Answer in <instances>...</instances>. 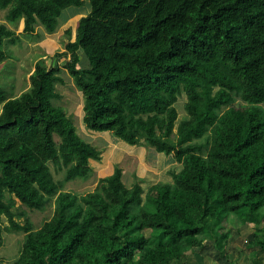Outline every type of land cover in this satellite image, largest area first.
<instances>
[{
  "label": "trees",
  "instance_id": "1",
  "mask_svg": "<svg viewBox=\"0 0 264 264\" xmlns=\"http://www.w3.org/2000/svg\"><path fill=\"white\" fill-rule=\"evenodd\" d=\"M84 2L0 0V11L23 20L30 36L38 25L55 32L63 9ZM90 2L76 39L50 64L37 60L27 89L14 96L0 85V216L25 232L15 264H188L187 253L207 241L226 256L230 222L245 220L264 249V0ZM20 41L0 24V62ZM63 67L83 93L86 127L173 154L182 167L172 183L145 191L115 166L91 191L65 188L90 179V159L102 151L54 103ZM58 160L62 181L50 168ZM17 202L39 211L53 204L54 213L34 228L17 220L26 214Z\"/></svg>",
  "mask_w": 264,
  "mask_h": 264
},
{
  "label": "rangeland",
  "instance_id": "2",
  "mask_svg": "<svg viewBox=\"0 0 264 264\" xmlns=\"http://www.w3.org/2000/svg\"><path fill=\"white\" fill-rule=\"evenodd\" d=\"M91 10V2L90 0H85L84 4L82 6L77 5H70L63 9L60 17L59 22L64 23V25L60 26V30L55 31V38L58 36L59 32L60 34V43L61 48H65L66 44L76 39V28H77V22L79 18L83 15H86ZM77 15H73L76 14ZM6 14L7 9L0 11V24L7 23V26L13 27V29L17 32L19 30V27L21 26V23L23 21H19L18 23H12L8 20H6ZM72 15V16H71ZM39 26V25H38ZM37 26L38 32L43 33L46 30L44 26ZM20 33L23 32L19 31ZM27 36L24 34V37ZM57 39V38H56ZM29 40V41H28ZM25 39L24 43L21 45L24 47L19 51L18 54L22 58L23 67L26 71L21 74L20 78L17 80L18 85H21V83L27 82V74L35 67L36 60H39L41 58L40 55H44L43 48L38 49L35 45V42L33 39ZM32 41V42H31ZM28 42H31L30 45L26 46ZM61 48H59L61 50ZM65 50V49H64ZM63 51V50H61ZM42 52V53H40ZM59 52V51H56ZM55 52V53H56ZM53 53V55L55 54ZM48 55V54H47ZM50 55V54H49ZM51 55V56H53ZM51 56H45L42 58H48V64L51 63V59H49ZM84 56V54H83ZM68 60V59H67ZM66 58H62V62H65ZM63 63H61V66ZM8 69L3 71L2 75H7L6 79L12 78V76L8 75ZM64 77L69 82L68 84H65L64 89L65 93L72 94L74 96V105L71 107L72 112V118L74 120V124L77 127L78 132L81 136L84 137V139L90 141L94 145H96L99 149H101V158L97 160H93V165H91L93 169V173L91 175V178L88 180H82V179H76L73 181H70L66 183L65 188L69 190H73L76 193L83 194L88 191H91L94 189L98 178L100 177L98 175L99 172L102 173V176L104 174V170L110 163H117L123 170H124V181L127 185H130L138 180L139 176L144 175L142 178V185H144L145 191L148 190L150 185L153 182H156L160 180L161 177L164 176V179L171 178L173 180V174L172 172L177 171L182 167V164L177 161V163H174V155L170 154L167 155L163 152H157L152 147L142 146V145H131L127 143L126 141L121 140L120 138L116 137L111 131H104V132H98L93 131L91 129H88L83 121V100H81L79 89L72 85V76L67 72V70H64L63 72ZM30 77V76H29ZM75 84V83H74ZM0 85L7 88L9 91H11V87L9 86L8 82L6 81V85L2 84L0 82ZM25 88V84L23 85ZM20 87H18L19 89ZM74 92V93H73ZM185 101H186V95L183 94L180 96L179 100L176 103L177 109L179 111V119H182L186 116V110H185ZM67 110V108H65ZM68 111V110H67ZM59 136H56V143H59ZM138 153L141 156V163L140 166L136 168L137 174L135 175L132 168H134L138 162L137 156L129 153V152ZM50 168L54 174V177L56 180L62 181L64 180V177L66 175V166H63L58 160L57 162H50ZM130 168V169H128ZM126 170V171H125ZM165 173V174H164ZM138 176V177H137ZM152 194L157 195L156 189L150 191ZM16 211H23L26 214L22 217H18L17 220L21 223H24L28 218L30 222H32L34 228H39L46 220L50 219L54 213V206L53 204H49V206L42 211L39 210H33L29 209L23 205H20V202H17V205L14 207ZM234 224V221L232 222ZM235 225V224H234ZM0 226L4 229V237L5 242L4 245L0 248V264H15L16 259L18 258L22 244L25 237V232H16L14 230H8L7 227L9 226V220L5 215L0 216ZM233 226V225H232Z\"/></svg>",
  "mask_w": 264,
  "mask_h": 264
},
{
  "label": "crops",
  "instance_id": "3",
  "mask_svg": "<svg viewBox=\"0 0 264 264\" xmlns=\"http://www.w3.org/2000/svg\"><path fill=\"white\" fill-rule=\"evenodd\" d=\"M73 15H77V13L73 14ZM65 22H63V23L59 22V25L57 28L58 31L60 30L59 27L64 25ZM6 25H8V24L6 23ZM39 26H41V25H39ZM10 28H13V27L10 26ZM22 30H24V21H23V23H21L19 30L16 32L17 35H19L21 37V41L19 43H16V44H10L8 46V49L11 51L10 57L8 59H6L5 61L0 62V82L2 84L6 85V81H7L9 86L11 87L10 95H14V96H18L23 90L27 89L30 86V77L29 76L33 72V70L35 69V67H33V69L27 74V82L21 83V85H18L17 80L20 78L21 74L24 73V71H26L25 68L23 67V64H22L23 60L19 56L20 54H18L19 51L24 47V45L23 46H21V45L24 43L25 39H27V40L33 39L35 42V45L38 49L43 48L42 49L43 52H47V53H43L44 55H40L41 58L45 57V56L46 57L51 56L56 51H61V50L64 51V49H65V48H61V43H60V40H61V38H60L61 34L60 33L61 32H59L58 36L56 37L57 39H56L55 38V35H56L55 32L49 33L46 30H44L45 32L40 33V32H38V30H36V34H32L30 36L27 35L24 37V32H22V33L19 32ZM71 41H74V40H71ZM31 42H28V44L25 45V47L30 45ZM59 48H61V50ZM40 53H42V52H40ZM82 57H83V61H84L85 58H84L83 54H82ZM66 59H69V58L67 57ZM59 63L60 64L63 63V65L65 64V62H62V60H60ZM83 65H85V63H83ZM7 69L9 70L8 75L12 76V78H10V79H6L7 73L5 75H2L3 74L2 72L7 70ZM64 70H67V69L65 67L62 68L61 74L63 77H64V75H63ZM67 72H68V70H67ZM64 79L66 81L65 84H68L69 82L67 81V79L65 77H64ZM71 81H72V85L75 86L73 77H72ZM24 84H25V88L23 87ZM65 84L57 85L56 91L61 94V97L56 98L54 100V103L56 105L63 106L65 108H67L68 114L72 116V112L70 109H71V107H73L75 100H74V96L72 94L67 95L65 93V90H66V89H64ZM18 87H20V88L18 89ZM78 91L80 92L81 100H83L82 91H80V90H78ZM83 103H84V100H83ZM0 111H1V107H0ZM55 135H57V134H55ZM55 135H54V139H55ZM55 141H56V139H55ZM59 142H61V137L59 139ZM129 153L137 156V158H138V162H137L136 166L131 169V170H133L134 174H137L138 172H137L136 168L138 167V165L140 166L141 156H140V154L134 153L132 151ZM93 160H97V159L91 158L90 159V165H93V162H92ZM174 163H177V160L174 159ZM115 166H119V165L117 163H110L106 167V169L104 170L103 176H102L101 172H99L98 175L100 177H104L106 175L112 174ZM128 169H130V168H128ZM140 176H139V178H140ZM164 176L165 175H163V177H161L160 180L153 182L150 185V187L154 184L159 183V182H169V183L173 182V180L170 177L167 179H164ZM141 177H144V175H142ZM97 182H98V180H97ZM96 185H97V183H96ZM150 187L148 188L147 191H149ZM156 192H157V190H156ZM152 195H154V194H152ZM154 196H156V195H154ZM234 224H232V222H230V224H229L231 234H230V236L226 242L225 249H224L226 256L221 254V252L215 247L213 242L207 241V244L205 246L195 247L193 250H191L187 253V263L188 264H231L229 261V258H230V259L234 260L235 263H237V264H264V249H262L259 244L254 242L255 231H256L255 223L250 222L248 220H245L243 222H238V223H237V221H234ZM150 231H151L150 229L145 230V233L147 235H149Z\"/></svg>",
  "mask_w": 264,
  "mask_h": 264
}]
</instances>
